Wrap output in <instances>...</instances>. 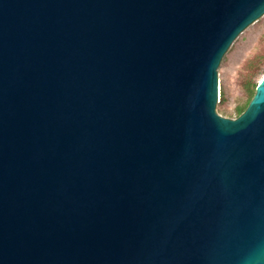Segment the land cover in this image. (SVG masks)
<instances>
[{"label": "water", "instance_id": "water-1", "mask_svg": "<svg viewBox=\"0 0 264 264\" xmlns=\"http://www.w3.org/2000/svg\"><path fill=\"white\" fill-rule=\"evenodd\" d=\"M264 0H0V264H264V76L218 68Z\"/></svg>", "mask_w": 264, "mask_h": 264}, {"label": "rangeland", "instance_id": "rangeland-1", "mask_svg": "<svg viewBox=\"0 0 264 264\" xmlns=\"http://www.w3.org/2000/svg\"><path fill=\"white\" fill-rule=\"evenodd\" d=\"M255 58L262 64L254 78L259 83L264 76V15L239 34L221 60L218 68L221 86L220 102L217 104L219 114L229 118L238 117V106L249 98L245 81L250 72V63Z\"/></svg>", "mask_w": 264, "mask_h": 264}, {"label": "trees", "instance_id": "trees-1", "mask_svg": "<svg viewBox=\"0 0 264 264\" xmlns=\"http://www.w3.org/2000/svg\"><path fill=\"white\" fill-rule=\"evenodd\" d=\"M258 58V57H257ZM257 58H255L253 61H251L250 63V72L247 75V79L245 81V86L248 88L249 90V98L248 100L241 106H238L236 113L237 116L241 115L248 107V105L250 104L251 100L253 99L255 93H256V89L258 86L257 80H255V76L256 74L259 72V70H261L262 68V64H259V59L257 60Z\"/></svg>", "mask_w": 264, "mask_h": 264}]
</instances>
